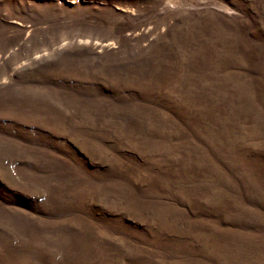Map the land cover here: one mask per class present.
Returning <instances> with one entry per match:
<instances>
[{"label":"rangeland","instance_id":"rangeland-1","mask_svg":"<svg viewBox=\"0 0 264 264\" xmlns=\"http://www.w3.org/2000/svg\"><path fill=\"white\" fill-rule=\"evenodd\" d=\"M0 264H264V0H0Z\"/></svg>","mask_w":264,"mask_h":264}]
</instances>
